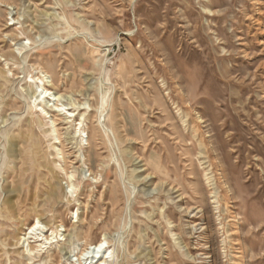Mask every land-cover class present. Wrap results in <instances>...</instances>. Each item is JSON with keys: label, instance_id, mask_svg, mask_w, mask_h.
I'll use <instances>...</instances> for the list:
<instances>
[{"label": "rangeland", "instance_id": "obj_1", "mask_svg": "<svg viewBox=\"0 0 264 264\" xmlns=\"http://www.w3.org/2000/svg\"><path fill=\"white\" fill-rule=\"evenodd\" d=\"M38 66L92 106L89 145L63 128L77 164L31 108ZM0 68V264H79L104 237L110 264H264V0H0ZM37 216L66 241L30 260Z\"/></svg>", "mask_w": 264, "mask_h": 264}, {"label": "bare ground", "instance_id": "obj_2", "mask_svg": "<svg viewBox=\"0 0 264 264\" xmlns=\"http://www.w3.org/2000/svg\"><path fill=\"white\" fill-rule=\"evenodd\" d=\"M204 9L207 10L206 7H204ZM13 24H16V23H13ZM1 56H6V55L2 54ZM12 56L17 57L16 51L12 52ZM6 60L7 58L5 59V61ZM37 68H40L39 73H37L35 76L32 75L30 80H27L25 82L27 85L34 87L33 93L31 96L34 102L31 108L32 110L35 109V112H37L40 116L44 115L45 119L49 118L48 119V125H49L48 131L52 135V138L55 140L53 147L56 149L57 156L60 159H62L63 162H66V164L68 162H71V164H77L78 162L69 160L68 159L69 157L66 154L64 142L62 140L63 128H66V130H68L69 128L73 127V129L71 128L73 130V132L71 133L72 135L71 137L72 139H77L76 143L77 144L79 143V146L83 145L82 142L84 141V134L86 133V138H87L86 144L89 145L90 143L88 140V132L86 130L85 124H86L87 119L90 116L89 112L92 111L91 109L92 106L88 104L87 102L77 103L76 100H73V99L69 100L68 102H65L64 100L65 98H63L64 94L63 93L60 94L57 91H55L54 90L55 83H52L50 80L47 79L49 77L48 75L49 71L47 69L45 70V68H42L40 66H38ZM9 71L13 72L12 74L13 77L17 75V73L10 68H9ZM7 72L8 71H6L5 69L0 68V75L3 78H5V81L10 80L9 77L7 76ZM1 87L2 86L0 85V88ZM102 97H103V100H102V104L100 105L101 107H104L106 103V100H105L106 97L105 95ZM102 116L103 115H101L98 118L99 125L103 126L102 128L106 129V127H104L105 125L103 123ZM185 116L186 118H188L189 113H186ZM39 122H42L41 118ZM63 124H70V126L63 127ZM192 126L196 132L197 131L196 126L194 125ZM94 129H95L94 130L95 132H94L93 138L95 139L96 137L100 136L99 135L100 130H98L96 127ZM112 132L116 136L115 131H112ZM176 138L178 139L182 138V135L180 132H178V136ZM25 142H27V138H25ZM198 142H199V146L201 147L200 154L202 155L204 159H207L208 156L204 148L205 142H203L202 138H200ZM56 144H59L60 146H57ZM91 146L92 145H90L89 147ZM33 147H35V145ZM76 157L78 158V156ZM59 167L66 174L68 178V181H67L68 185L64 189V194L72 193L74 189L76 188V184L74 183V178H73L74 171H68L67 167H63V165H60ZM148 176L146 178H148ZM51 186L53 187V185ZM54 195H56V199L58 200V194L54 193ZM8 204H9L8 208L10 209V211H14L15 205L12 203V201L9 200ZM75 222H78V221H74L73 223ZM66 232H67V229L64 226L62 221H60L59 224L56 225V227L54 228V224L52 225L45 224L41 220V217L37 216V218L35 219V222L32 225H30L29 228L27 229V232L19 236L17 243L22 244L23 247L27 244L26 249H23V254H27L30 260H34L36 256H40L42 253H51L52 248L55 244H59L63 241H66V235H65ZM83 239H86V237H83ZM32 243H34V245H32ZM112 249H113L112 241L109 240L107 237H104L103 239L99 240V242L97 243L85 240L83 248H81L80 250L81 252L79 253L77 261L79 264H110V262H113L114 259L116 258V257L114 258L113 256ZM115 250L116 249H114V251ZM101 251L103 252L101 258L99 260H96L97 258H99L98 254L99 252L101 253Z\"/></svg>", "mask_w": 264, "mask_h": 264}]
</instances>
